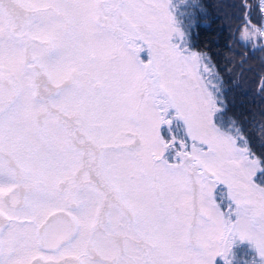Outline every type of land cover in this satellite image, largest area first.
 <instances>
[{
  "label": "snow or ice",
  "instance_id": "6c2138e0",
  "mask_svg": "<svg viewBox=\"0 0 264 264\" xmlns=\"http://www.w3.org/2000/svg\"><path fill=\"white\" fill-rule=\"evenodd\" d=\"M174 10L0 0V264H264V146ZM239 13L264 48V0Z\"/></svg>",
  "mask_w": 264,
  "mask_h": 264
},
{
  "label": "rangeland",
  "instance_id": "374dc122",
  "mask_svg": "<svg viewBox=\"0 0 264 264\" xmlns=\"http://www.w3.org/2000/svg\"><path fill=\"white\" fill-rule=\"evenodd\" d=\"M235 1L241 4V0ZM190 3L191 0L188 3H181V0H173L174 15L181 27L186 31L189 45L192 47L190 29L193 26V22L189 15ZM228 5H226L227 8ZM227 11L230 12V9H227ZM221 15L227 19V15L223 11ZM230 16L233 17L231 14ZM235 21L239 25L240 16ZM232 30L233 28L230 30L229 37ZM237 41L243 46L244 51L250 55L236 49L230 50L231 43L227 45L225 55L213 59L212 64L218 76L216 83L220 87L221 98L225 101L227 115L233 116L235 121H237L236 126L242 129L252 143L251 146L259 151L264 146V94L260 92V84L264 82L262 80L264 78V67L258 65L260 62L256 61L255 55L257 57L259 55L264 56V48L259 46L252 48L250 43ZM230 58L232 62L234 61L233 65L230 62ZM239 59L240 62L238 61ZM250 110L251 113L248 117L246 112ZM241 112L245 113L242 119H240ZM226 210L227 208L225 207ZM254 255L247 242L236 241L232 245L228 259L230 264H252Z\"/></svg>",
  "mask_w": 264,
  "mask_h": 264
},
{
  "label": "trees",
  "instance_id": "16d2710c",
  "mask_svg": "<svg viewBox=\"0 0 264 264\" xmlns=\"http://www.w3.org/2000/svg\"><path fill=\"white\" fill-rule=\"evenodd\" d=\"M198 3L201 8L196 9L190 7V13L195 12V17H191L193 22V26L190 29V42L192 48L196 51L210 53L211 60H213L216 57L219 58L220 56L225 55L227 45L232 43V45H230V50L236 49L250 55L244 51L243 46H241L238 41L234 43L230 40L231 36L229 37L231 28L234 30L238 27L237 21L235 20L238 16H240V3L235 0H198ZM226 5H228V8ZM227 9H230V12H228ZM222 11L227 15V19L225 16L221 15ZM230 14L233 15V17H229ZM255 59L257 62H260L258 64L260 67H264V63L260 59V55L259 57L255 55ZM238 61L240 62V59ZM230 62H232L231 58ZM231 64L233 65L234 61ZM250 113L251 110L247 111L246 116L249 117ZM227 116L233 117L229 115ZM242 116H245V113L241 112L240 119H242ZM225 127H228L227 120L225 121ZM250 144L252 145L251 142Z\"/></svg>",
  "mask_w": 264,
  "mask_h": 264
}]
</instances>
